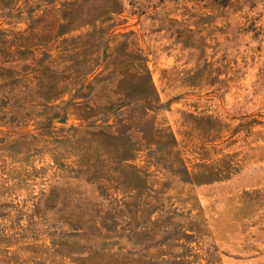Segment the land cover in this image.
<instances>
[{"label": "rangeland", "instance_id": "1", "mask_svg": "<svg viewBox=\"0 0 264 264\" xmlns=\"http://www.w3.org/2000/svg\"><path fill=\"white\" fill-rule=\"evenodd\" d=\"M0 264H264V0H0Z\"/></svg>", "mask_w": 264, "mask_h": 264}]
</instances>
